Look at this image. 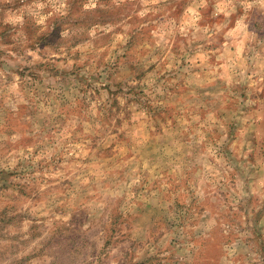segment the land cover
Segmentation results:
<instances>
[{"label":"rangeland","instance_id":"rangeland-1","mask_svg":"<svg viewBox=\"0 0 264 264\" xmlns=\"http://www.w3.org/2000/svg\"><path fill=\"white\" fill-rule=\"evenodd\" d=\"M0 264H264V0H0Z\"/></svg>","mask_w":264,"mask_h":264}]
</instances>
